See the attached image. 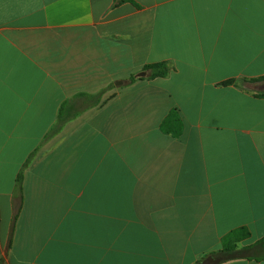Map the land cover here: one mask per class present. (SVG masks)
<instances>
[{
  "label": "crops",
  "instance_id": "0c3cea01",
  "mask_svg": "<svg viewBox=\"0 0 264 264\" xmlns=\"http://www.w3.org/2000/svg\"><path fill=\"white\" fill-rule=\"evenodd\" d=\"M263 76L264 0H0V264H264Z\"/></svg>",
  "mask_w": 264,
  "mask_h": 264
},
{
  "label": "trees",
  "instance_id": "16d2710c",
  "mask_svg": "<svg viewBox=\"0 0 264 264\" xmlns=\"http://www.w3.org/2000/svg\"><path fill=\"white\" fill-rule=\"evenodd\" d=\"M145 71L148 72V79L154 80L157 78H166L171 71V68L167 62H158L146 65L144 68ZM264 81V76L256 79H251V82H259ZM234 81L231 80L229 82H226L228 84L233 83ZM59 127L61 128L63 121L61 119H58ZM182 128V121L180 118V114L177 110H172L170 114L167 116V118L163 121L161 124V129L163 132L172 134L174 136H178L180 134V130ZM57 130V125L54 126L48 135L46 137H50L55 134ZM21 176H18L17 181L20 182ZM250 236V232L247 228L242 227L236 230L231 231L228 233L224 239H223V246H224V255L229 256L232 254L237 244L246 239ZM260 244L264 247V238L260 241Z\"/></svg>",
  "mask_w": 264,
  "mask_h": 264
},
{
  "label": "water",
  "instance_id": "95a60500",
  "mask_svg": "<svg viewBox=\"0 0 264 264\" xmlns=\"http://www.w3.org/2000/svg\"><path fill=\"white\" fill-rule=\"evenodd\" d=\"M142 75H146V73H143ZM220 261L221 259L214 258L213 256H208L199 264H218Z\"/></svg>",
  "mask_w": 264,
  "mask_h": 264
},
{
  "label": "rangeland",
  "instance_id": "374dc122",
  "mask_svg": "<svg viewBox=\"0 0 264 264\" xmlns=\"http://www.w3.org/2000/svg\"><path fill=\"white\" fill-rule=\"evenodd\" d=\"M245 83V82H244ZM247 84H246V86H251L250 84H248V82H246Z\"/></svg>",
  "mask_w": 264,
  "mask_h": 264
}]
</instances>
